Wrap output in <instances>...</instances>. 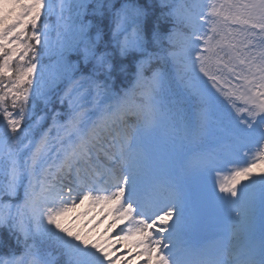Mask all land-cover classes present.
<instances>
[{
  "label": "snow or ice",
  "instance_id": "obj_1",
  "mask_svg": "<svg viewBox=\"0 0 264 264\" xmlns=\"http://www.w3.org/2000/svg\"><path fill=\"white\" fill-rule=\"evenodd\" d=\"M0 231V264H264V0H0Z\"/></svg>",
  "mask_w": 264,
  "mask_h": 264
},
{
  "label": "rangeland",
  "instance_id": "obj_2",
  "mask_svg": "<svg viewBox=\"0 0 264 264\" xmlns=\"http://www.w3.org/2000/svg\"><path fill=\"white\" fill-rule=\"evenodd\" d=\"M48 61L46 60V63ZM162 150L164 149V147H160ZM166 158H168L166 156ZM170 158H168L169 160ZM193 181H196V177L192 178ZM210 180V176H207L204 178V181H209ZM206 209H210L213 213L215 211L214 207L209 205L207 206ZM84 209L81 208L78 211H83ZM92 215H95L94 213L89 214L88 218L90 219ZM84 219V218H82ZM111 224V221L109 220L108 217H103V219L94 227V235L99 237L101 235L104 234L105 229ZM120 235V233L117 232L116 229H113L112 232L108 233V235L105 237V239H109L112 241H115L117 239V236ZM114 248L117 249V255H120V253H125L126 254V259H127V255L130 254L131 249L129 247L126 246V242L125 241H120L119 243H116L114 245ZM121 264H124V262L122 261ZM131 264H138V259L136 257H132L131 260Z\"/></svg>",
  "mask_w": 264,
  "mask_h": 264
},
{
  "label": "trees",
  "instance_id": "obj_3",
  "mask_svg": "<svg viewBox=\"0 0 264 264\" xmlns=\"http://www.w3.org/2000/svg\"><path fill=\"white\" fill-rule=\"evenodd\" d=\"M188 76L190 77L191 73H189ZM194 83H196V82H194ZM126 86H127V83L121 84L120 81H117L116 84H115V89L119 90L121 87H126ZM52 107L53 108H59L61 111L64 110L63 108H61V106L59 105V103L57 101H54ZM194 107H195V105H194ZM49 122H50V120H49ZM44 127H47V123H45ZM0 239H3L4 241H6L8 243H11V239L7 236L6 231H0Z\"/></svg>",
  "mask_w": 264,
  "mask_h": 264
}]
</instances>
